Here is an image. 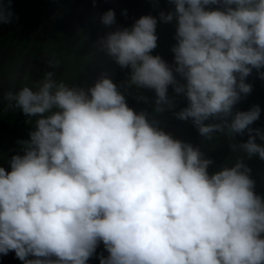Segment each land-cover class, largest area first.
<instances>
[{
  "label": "clouds",
  "instance_id": "obj_1",
  "mask_svg": "<svg viewBox=\"0 0 264 264\" xmlns=\"http://www.w3.org/2000/svg\"><path fill=\"white\" fill-rule=\"evenodd\" d=\"M168 4L93 43L128 69L120 85L104 71L90 86L66 83L55 77L60 61L47 55L53 70L4 91L3 111L18 109L31 130L8 170L0 166V256L88 264L102 244L99 264H264V195L245 162H264V128L252 127L262 110L236 109L252 92L254 70L264 81V0ZM15 20L4 0L0 25ZM99 21L115 25V11ZM158 21L174 25L171 62L153 54ZM131 88L154 93L151 113L129 106ZM175 97L186 101L178 111ZM166 111L206 142L216 134L247 140L229 143L235 162L210 172L201 146L160 127L156 116Z\"/></svg>",
  "mask_w": 264,
  "mask_h": 264
},
{
  "label": "flooded vegetation",
  "instance_id": "obj_2",
  "mask_svg": "<svg viewBox=\"0 0 264 264\" xmlns=\"http://www.w3.org/2000/svg\"><path fill=\"white\" fill-rule=\"evenodd\" d=\"M3 2L4 0H0V3ZM11 8L16 20L8 25H0V109L4 108L2 100L4 91L9 88L15 91L23 82L25 75L30 82L34 83L45 71L53 70L47 64V55H54L60 61V65L54 69L55 77L64 78L66 83L90 86L104 71L120 85L127 79L128 69H117L115 66L112 68L114 62L93 48V43L116 27L130 26L139 16L145 14L155 16L161 10L168 11L170 6L168 0H95V7H93V0H11ZM110 8L115 11L116 24L105 27L100 23L99 16ZM122 10H126V15H121ZM157 34L158 47L153 54L158 53L166 61L171 62L170 46L175 43L174 25L158 21ZM75 38L81 39L82 48L81 53L74 56L66 44L70 39ZM55 44L63 45L68 52L60 54L54 52ZM14 70H17V76L11 79L10 74ZM130 91L137 90L131 88ZM139 92H143L148 98V102L140 107H148L154 93L147 89H141ZM127 101L130 107L139 110L130 103L128 98ZM260 107L261 116L252 125L254 128H264V97ZM17 110H9V112L13 113ZM157 119L164 131L193 145L201 146L202 151L213 159V164L209 167L210 172L225 164L231 165L232 159L233 163L235 162L236 154L229 148V143H242L247 140V134L235 135L230 141L224 135L216 134L219 137L217 140L206 142L198 135L190 122L166 116ZM0 122L21 124V121L11 117L0 118ZM30 130V124L27 131L16 128L15 132L6 133L0 129V166L8 170L6 161L15 154L18 147L17 140L27 139ZM257 142L260 143L259 140ZM208 144L215 147L208 151ZM226 155L230 160L226 158ZM245 162L252 170L251 174L256 181V191L260 194L264 183V162L256 156ZM15 259L14 253L10 252L7 256H0V264H9ZM16 264L21 262L17 260Z\"/></svg>",
  "mask_w": 264,
  "mask_h": 264
},
{
  "label": "trees",
  "instance_id": "obj_3",
  "mask_svg": "<svg viewBox=\"0 0 264 264\" xmlns=\"http://www.w3.org/2000/svg\"><path fill=\"white\" fill-rule=\"evenodd\" d=\"M59 45L60 44L54 45V52H57L58 54L68 52V50L63 45H61V46H59ZM66 45L69 48L70 53L73 54L74 56L77 55L78 53H81L82 41L80 38L70 39L69 43ZM114 66L117 69H119V67L115 64L112 65V68ZM127 72H128V70H127ZM248 81L251 82L253 85L252 92L247 97H245L243 100H241L239 102V104L236 105L237 110H247L253 104H258L259 106H261V103L263 102L264 81H261L260 79L257 78L255 70L253 71V74L250 77H248ZM137 95L145 96V94L143 92L130 91L127 94V98L129 99L130 103L135 106L136 109L146 110L149 113H151L152 109H153L152 101H150V103H149L150 105L148 107L141 108L140 106L144 102L138 101L136 99ZM169 95L170 96L173 95L171 88L169 89ZM185 104H186V101L182 97H175V108L173 109V111H178L181 107L185 106ZM173 111H166L162 114L157 115L156 118H161V117H165V116L166 117H174ZM7 117L16 118L17 120L21 121V124H18L17 122H14V123L5 122L2 124L0 122V129H2L3 132H6V133L15 132L16 128H20L22 131H27V128L29 127V124H27L25 122L26 121L25 119H27V118L19 110L11 113V112H9V110L7 112H4L3 109H0V118H7ZM226 158H228V155H226ZM222 160L225 161V159H222ZM230 162L233 163V159L230 160ZM260 194L264 195V183L262 185ZM100 254H103L105 256L107 255V252L103 249L102 244L97 247L96 254H94V256L92 258H90V260L88 261V264H99L97 256ZM17 260L18 259H15L9 264H16Z\"/></svg>",
  "mask_w": 264,
  "mask_h": 264
}]
</instances>
